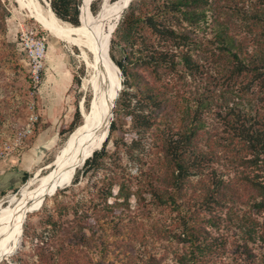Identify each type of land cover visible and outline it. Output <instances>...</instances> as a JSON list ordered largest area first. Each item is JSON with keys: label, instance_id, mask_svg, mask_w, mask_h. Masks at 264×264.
I'll return each instance as SVG.
<instances>
[{"label": "trees", "instance_id": "trees-1", "mask_svg": "<svg viewBox=\"0 0 264 264\" xmlns=\"http://www.w3.org/2000/svg\"><path fill=\"white\" fill-rule=\"evenodd\" d=\"M133 2L116 31L126 63L111 58L135 90H121L116 107L135 133L130 156L142 159L135 143L149 133L157 161L120 176L107 148L112 121L82 169V175L102 170V177L87 186L85 200L73 195L44 207L30 251L19 250L13 262L220 264L230 254L236 264H264V114L252 106L264 90V0ZM79 4L50 0L55 15L76 26ZM196 30L205 32L202 38L192 36ZM209 77L224 84L219 103L206 87L174 93L180 80ZM209 113L224 125L220 149L206 129ZM228 150L234 167H218Z\"/></svg>", "mask_w": 264, "mask_h": 264}, {"label": "rangeland", "instance_id": "rangeland-1", "mask_svg": "<svg viewBox=\"0 0 264 264\" xmlns=\"http://www.w3.org/2000/svg\"><path fill=\"white\" fill-rule=\"evenodd\" d=\"M33 1L35 0H0V146L5 140L12 138L17 128L28 122L31 114L37 115L33 131L24 140L23 147L14 151L11 157L0 160V170H5L7 173L4 179H10L12 183L10 186L3 187L4 189L0 187V199L9 194L11 197L30 179H35L37 183L48 174L52 169L51 164L57 153L65 145L68 138L82 125L81 110L82 112L90 110V93L86 94L80 86L86 68L84 62L81 61L79 48L63 37L52 33L38 19L37 14L39 13ZM37 1L44 10L49 8L46 2L50 3V0ZM79 1L81 22L77 27L82 23V0ZM103 1L92 0L89 12L93 17L98 15ZM133 1V3L138 2V0ZM127 10L128 7L119 15L120 18L110 34L108 46L110 58L113 55L116 60L125 63L122 43L116 36V31L120 27V21ZM204 33L202 30H196L192 36L202 38ZM36 41L43 42L44 57L41 67L42 80L38 86L34 87L31 81L32 69L34 68L31 51L34 49ZM120 70L121 90L134 91L135 86L129 87V78L123 74L121 68ZM139 72L142 76H146L144 78L156 81L152 74L148 75L142 69ZM211 74L214 75V73ZM75 76L79 83H76ZM200 80L196 79L192 83L189 79L180 80L177 83L178 90L175 87L174 93L186 92L187 94L189 90L193 91L194 89L199 92H207L204 91L206 87L209 90L208 93L215 96L216 102H221V97H218L224 88L221 79L209 77ZM190 96L193 97V94ZM242 103L248 106L245 99H242ZM252 106L258 107L264 114V90L258 94L257 99H253ZM115 109L116 113L114 112ZM76 111L80 116L78 118ZM80 121L82 122L80 123ZM112 121L115 122L116 129L111 133L107 148L110 154L109 160H113V168L120 176L136 175L139 167L145 168L157 161L158 154L155 153L156 147L152 135L149 133L135 143V153L142 159L138 161L135 157L130 156L128 147L131 145L135 133L129 116L123 114L119 110V106L116 107V103L113 108ZM206 129L209 137L217 143L216 146L219 149L222 148L221 145L225 144L224 142L227 143L221 138L224 135L222 120L218 119L215 114L206 115ZM113 140L117 141V148L113 145ZM230 151H227V156L222 155L218 159L216 163L218 167L223 168L225 165L234 167L233 162H229L230 159H228ZM229 163L230 165H228ZM82 169L83 165L76 167L62 188L56 189L54 194L47 196L37 210L27 213L23 223L21 245L15 252L2 258L0 264H14L12 257L19 250L30 251L32 244L29 240H34L32 231L39 229L37 222L44 207H51L56 200H67L73 195L78 200H85L88 191L87 186L102 177V170L93 174L82 175ZM233 170L230 172L234 173ZM77 171H79V178L74 183L73 179ZM25 174H27V178H24ZM61 189L62 193L57 194V191ZM246 192L250 191L246 189ZM131 200L132 206H134V201ZM8 203L9 199L4 203L0 202V208L7 206ZM153 214L156 215L157 212L155 211ZM23 240H25L24 245ZM162 244L156 243L158 254L164 252ZM261 250L263 249H260L258 245L256 251L260 252ZM167 262H170V259ZM220 264L236 263L230 254H226L222 257Z\"/></svg>", "mask_w": 264, "mask_h": 264}, {"label": "bare ground", "instance_id": "bare-ground-1", "mask_svg": "<svg viewBox=\"0 0 264 264\" xmlns=\"http://www.w3.org/2000/svg\"><path fill=\"white\" fill-rule=\"evenodd\" d=\"M130 1L104 0L98 15L93 17L89 12L92 0H82L79 27L58 18L50 8L44 10L37 0L33 1L38 19L52 33L79 48L86 68L80 86L86 94L90 93V110L83 111L82 125L57 153L48 174L37 183L30 179L14 195H6L4 201L0 199L1 203L9 199L8 205L0 208V261L19 247L22 223L30 209L43 204L45 198L53 194V189L63 187L70 173L83 165L91 152L102 147L111 110L121 88V72L109 56V38L119 15Z\"/></svg>", "mask_w": 264, "mask_h": 264}, {"label": "built area", "instance_id": "built-area-1", "mask_svg": "<svg viewBox=\"0 0 264 264\" xmlns=\"http://www.w3.org/2000/svg\"><path fill=\"white\" fill-rule=\"evenodd\" d=\"M34 68L32 69L31 81L33 86L36 87L41 82V67L42 59L44 57V44L43 42L36 41L34 49L31 51ZM37 119L36 114H31L29 120L23 126L17 128L12 136L3 142L0 146V160L11 157L13 152L22 148L24 140L32 133L34 122Z\"/></svg>", "mask_w": 264, "mask_h": 264}, {"label": "water", "instance_id": "water-1", "mask_svg": "<svg viewBox=\"0 0 264 264\" xmlns=\"http://www.w3.org/2000/svg\"><path fill=\"white\" fill-rule=\"evenodd\" d=\"M47 4H48V6H49V8L51 9V6H50V3H48V2H46ZM130 3V2H129ZM129 3H128V5H129ZM127 5V6H128ZM52 10V9H51ZM118 22V21H117ZM116 64V63H115ZM116 66L119 68V66L116 64ZM119 70H120V68H119ZM120 72H121V70H120ZM122 88V87H121ZM121 88L119 89V92H118V95H117V97L119 96V93H120V91H121ZM114 106H115V104H114ZM81 116L83 117V112H82V110H81ZM111 115H112V117H111V121H112V119H113V109L111 110ZM111 121H110V123H109V126H108V129H107V135H106V137L108 136V134H109V128H110V124H111ZM106 137H105V139H106ZM105 140H103V142H104ZM103 144V143H102ZM102 144H101V146H102ZM92 154H93V152H91L90 153V155H88L85 159H87L88 157H90V156H92ZM84 162H85V160H84ZM60 187V186H59ZM62 188V187H61ZM56 192V189H53V191H52V193L54 194ZM5 199L3 198L2 199V201H4ZM42 205V204H41ZM41 205H39V207L41 206ZM38 208H37V206L36 207H33V208H31L30 209V212H32V211H35V210H37ZM23 223H24V221H23ZM23 223H22V227H21V231H23ZM21 242H22V240L20 241V245H21ZM19 245V246H20ZM19 248V247H18ZM17 248V249H18Z\"/></svg>", "mask_w": 264, "mask_h": 264}, {"label": "crops", "instance_id": "crops-1", "mask_svg": "<svg viewBox=\"0 0 264 264\" xmlns=\"http://www.w3.org/2000/svg\"><path fill=\"white\" fill-rule=\"evenodd\" d=\"M4 160H5V159H4ZM6 174H7V173H6L5 170H0V182H1L0 187H1L2 189H4L3 187H5V186H10V185L12 184L11 181H10V179H7V180L4 179V177H5Z\"/></svg>", "mask_w": 264, "mask_h": 264}]
</instances>
